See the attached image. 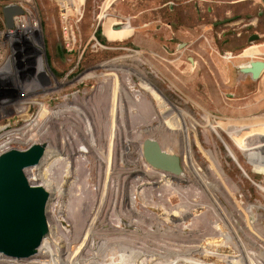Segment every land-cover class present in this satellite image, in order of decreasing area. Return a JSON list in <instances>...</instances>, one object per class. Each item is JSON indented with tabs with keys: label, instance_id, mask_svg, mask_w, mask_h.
<instances>
[{
	"label": "rangeland",
	"instance_id": "rangeland-1",
	"mask_svg": "<svg viewBox=\"0 0 264 264\" xmlns=\"http://www.w3.org/2000/svg\"><path fill=\"white\" fill-rule=\"evenodd\" d=\"M169 1L177 4L0 0V126H5L0 135L36 119L41 111L37 103L54 110H62L65 103L67 108L43 120L35 134L12 142L25 148L37 140L50 141L49 149L56 151L31 171L42 172L47 180L34 181L46 188L48 180L54 181L48 210L58 208L62 226L71 234L64 240L49 215L57 264H264V72L253 79L239 69L251 60H264V0ZM64 2L71 4L69 22L76 38L70 49ZM11 3L23 5V16L40 27L9 36L18 32L16 23L11 29L6 26L4 7ZM225 19L229 21L213 24ZM116 21L125 24L116 29ZM254 35L258 37L251 39ZM13 49L17 57L7 62ZM24 53L30 62L23 60ZM104 63L113 65L98 67ZM94 70L96 74L87 75ZM129 74L132 89L145 96L141 101L125 95ZM142 81L185 112L189 146L200 169L199 176L189 172L183 160L182 172L189 180H175L177 186L166 194L164 187L152 183L141 186L152 180L134 162L138 144L151 136L166 150L182 154L181 134L159 127L157 100ZM118 99L122 103L117 109ZM80 120L92 121L90 134ZM80 146L87 149L78 153ZM62 157L68 158L69 169ZM99 204L107 212L94 219ZM185 210L190 213L182 215ZM176 211L181 212L176 219L168 217ZM111 222L120 230L112 229ZM86 234L95 239L93 245ZM82 241L90 250L79 255L76 246ZM51 256L44 250L38 258ZM0 259L34 264L36 257L14 260L0 253Z\"/></svg>",
	"mask_w": 264,
	"mask_h": 264
},
{
	"label": "water",
	"instance_id": "water-1",
	"mask_svg": "<svg viewBox=\"0 0 264 264\" xmlns=\"http://www.w3.org/2000/svg\"><path fill=\"white\" fill-rule=\"evenodd\" d=\"M24 12L20 4H7V28H13L15 16ZM239 69L258 79L264 72V60H251ZM50 146V141L37 140L25 148L12 146L0 153V253L5 256L32 258L50 235L48 207L52 193L28 175V169L40 165ZM142 152L146 162L158 170L174 175L183 171L182 154L166 150L157 138L145 137Z\"/></svg>",
	"mask_w": 264,
	"mask_h": 264
},
{
	"label": "bare ground",
	"instance_id": "bare-ground-1",
	"mask_svg": "<svg viewBox=\"0 0 264 264\" xmlns=\"http://www.w3.org/2000/svg\"><path fill=\"white\" fill-rule=\"evenodd\" d=\"M80 4V2H79V0H78V5ZM77 5V6H78ZM81 10H79V12H80ZM67 13H69V10H67ZM40 27V23L38 22V21H34L33 23L32 22H30L29 21V18L28 17H25V16H23V17H21L20 19H18V25H17V29H18V32L15 34V33H13V32H11V33H8V35L9 36H15V35H18V34H23V33H26V32H30V30H32V29H37V28H39ZM67 27H68V34H69V36H70V40H71V43L72 44H74L75 43V34H74V31H73V27L71 26V24H70V22L69 21H67ZM191 32V31H190ZM192 33V32H191ZM196 33V32H195ZM194 33V34H195ZM193 35V34H192ZM194 36V35H193ZM191 38V37H190ZM212 38V37H211ZM203 40V39H202ZM16 42V41H15ZM202 44H203V42H201ZM208 43V42H207ZM217 49V48H216ZM210 50V49H209ZM38 57H40V56H38ZM230 57V56H229ZM264 58V57H263ZM7 62H13V60L10 58V59H8L7 60ZM113 65V63H107V64H100L98 67H101V66H103V67H111ZM6 70H7V68H6ZM5 70V71H6ZM140 73L141 74H143V71L140 69ZM40 74H41V72H40ZM93 74H96L95 73V70L93 71V72H90V73H88L87 75H93ZM113 74V73H112ZM102 75V74H101ZM116 77L118 76V75H115ZM145 75L143 74V77H144ZM222 76V75H221ZM114 78V77H113ZM45 79V78H44ZM44 81V80H43ZM46 82V81H45ZM101 82V81H100ZM104 82H106V81H102V83L101 84H99L100 86L104 83ZM115 81L113 80V85L115 84L114 83ZM117 82H118V80H117ZM147 82V81H146ZM145 81H142L141 82V86L143 87V89L144 90H149V92H151V95H153V97H155L156 98V100H157V107L159 108V109H157V111H155V116L158 118V120H159V122H158V124H159V127L161 128V129H163V130H168V128H170L171 129V131H173V132H175V131H177V133L179 134H181V139L179 140L180 141V144H181V146H182V154H183V160H184V162H185V164L188 166V171L189 172H192L193 174H195V175H197V176H199V167H197L196 166V163H195V161H194V159H193V157H192V151H191V149H190V146H189V144H190V136H189V130H188V128L186 127L185 128V124H184V122L183 121H185L184 120V115H185V112L184 111H182V110H180V109H178L177 107H175L174 105H172V104H170V103H168L166 100H164L163 98H162V96L159 94V93H157V91H155L150 85H148L147 83H146ZM119 84V83H118ZM126 85H128V87H127V89H125V95H127V97H128V99H133L134 101H141L140 99H142V97L144 98L145 96H144V94L141 92V91H138V90H135L134 88L132 89V85H133V83H132V79H131V77H130V74L128 75V77H127V79H126V83H125ZM112 86V85H111ZM102 87V86H101ZM112 87H116V86H112ZM121 87V86H120ZM119 87V88H120ZM129 88H131V90L129 89ZM115 91V90H114ZM146 92V91H145ZM135 96H134V95ZM133 95V96H132ZM112 96V95H111ZM140 96H142L141 98H139ZM78 97V96H77ZM120 97V96H119ZM135 97V98H134ZM115 98V97H114ZM120 99V98H119ZM118 99V100H119ZM122 101V99L121 100H119V101H117L118 103H117V109H118V106H121V102ZM133 101V102H134ZM144 102V101H143ZM134 103H136V102H134ZM133 103V104H134ZM38 105H39V107H40V110L41 111H39V115L36 117V119H34V120H32V121H27V123L23 126V127H21V128H19V129H16V130H13V131H9V132H6V133H4V136H6V138H4L2 141H0V146H2V147H7L8 146V144L10 143V142H13V141H15V140H22V139H24V138H27L28 137V135H29V132H32L33 130H37V128H38V126L41 124V122L43 121V120H48V119H50V118H54V117H56V115H57V113H58V111H63V113L65 112V111H67V110H65V109H67L66 107H65V103L63 104V109L65 110H54V109H52V108H50L48 105H46L45 103H37ZM133 106L134 105H132V108H133ZM136 106H137V104H136ZM138 107V106H137ZM76 108H78V107H76ZM134 108H135V106H134ZM136 109V108H135ZM26 109H25V107H18V110L17 111H20V112H24ZM112 110H113V108H112ZM120 110H121V108H120ZM131 110V109H130ZM156 110V109H155ZM122 111V110H121ZM121 113V112H120ZM119 113V114H120ZM46 114H48V115H46ZM173 114V115H172ZM170 115V117H168ZM172 115V116H171ZM86 116V115H85ZM121 117H122V115H120ZM173 116H177V119H175V117H173ZM120 117V118H121ZM155 117V118H156ZM189 117V116H188ZM123 118V117H122ZM139 118V117H138ZM208 118V117H207ZM77 119H79V118H77ZM83 119H84V117H83ZM206 119V118H205ZM85 120V119H84ZM80 121H82L84 124L85 123H87V122H84L83 120H80ZM121 121H123V119L121 120ZM142 122V121H141ZM151 122V121H150ZM188 122V121H187ZM206 122H207V124H208V119L206 120ZM122 124V123H121ZM191 124V123H190ZM196 124V123H195ZM206 124V125H207ZM150 125V124H149ZM91 126V127H90ZM155 126V125H154ZM40 127V126H39ZM42 127V126H41ZM85 131H86V133L87 134H90V129L89 128H91V129H94L93 128V124H92V121H89L88 122V124H85ZM158 127V126H157ZM207 127H210V125L209 126H207ZM2 128V127H1ZM113 128H114V126H113ZM41 129V128H40ZM118 129V128H117ZM169 129V130H170ZM155 130V129H154ZM212 130V129H211ZM42 131V130H41ZM34 132V131H33ZM33 132H32V134H33ZM140 132V131H139ZM27 133H28V135H27ZM176 133V132H175ZM31 134V133H30ZM34 134H35V132H34ZM38 134V133H37ZM42 134H44L43 132H42ZM167 134V133H166ZM39 135H40V133H39ZM152 135V134H151ZM35 136H37V135H34L33 137L36 139V137ZM31 137V136H30ZM151 137V136H150ZM64 139L62 140V142L64 143V142H66V137H63ZM168 138V137H167ZM34 139V140H35ZM90 139H92V137L90 138ZM176 141V140H175ZM93 142V139L91 140V143ZM142 143H143V138H140V140H139V144H138V149H139V151H137V157H136V160L134 161V162H137V165L136 166H138L139 167V169H140V171L145 175V176H149L150 178H151V180L152 181H149V183L148 182H143V183H141V186H143V185H147V184H153V185H155V186H157L158 188H161V187H164V189L163 188H161V190L163 191L162 193L163 194H166L167 192H166V190H172L173 188H174V185L176 184V183H178L179 182V180L180 179H183V180H189V176L188 175H184L183 174V172L182 173H180V176L178 177V176H176V175H174V174H172V173H166V172H164V171H161V170H156V168H154V167H152L150 164H148L147 162H146V160L144 159V156H143V152H142ZM91 145V144H90ZM164 146V145H163ZM51 147V146H50ZM49 147V148H50ZM87 149V147H78L77 148V151H78V153L79 152H81L82 151V149ZM168 148V147H167ZM50 150V149H49ZM47 151V153H46V155H45V157H44V159H43V161H42V163H44V161H46L49 157L50 158H53L55 155H56V151L55 150H52V148H51V150L50 151ZM170 150V152H171V149H169ZM207 153V155H208V157L211 159V161H212V164L213 165H215L216 166V168L217 167H220V165H219V163H216L213 159H212V157L208 154V152H206ZM105 154H106V152H105ZM105 154H103L102 155V158L104 159V158H106V155ZM83 154H80V156L79 157H77L79 160H81V156H82ZM62 159L64 160V166H65V164L67 165L66 167L69 169V166H68V164H70L69 163V161L67 160L68 158L67 157H62ZM106 159H108V157L106 158ZM105 160V159H104ZM103 160V161H104ZM107 161V160H106ZM53 162V161H52ZM83 162V161H82ZM106 163V162H105ZM36 168V167H35ZM37 168H38V166H37ZM222 169V168H221ZM32 170V168H30V169H28V175L30 176V178H31V180H33V182H38L39 180H47L44 176H43V174H42V172L41 171H39V172H36V171H34V172H32L31 171ZM63 170V169H62ZM139 171V170H138ZM69 173V172H68ZM64 174V173H63ZM62 174V175H63ZM179 175V174H178ZM52 177H53V174H52ZM37 180L38 179V181H34V180ZM62 179V178H61ZM57 180V179H56ZM177 181L178 180V182H174V181ZM60 181V180H59ZM63 181V180H62ZM48 189L51 191V193L53 194V183H54V181L52 180V183L50 182V180H48ZM63 183V182H62ZM43 184H45V183H43ZM47 184V183H46ZM101 184V183H100ZM106 184V183H105ZM108 185H109V183H107ZM106 184V185H107ZM151 184V185H152ZM159 184V185H158ZM102 185H104V184H102ZM112 188H113V186L114 185H110ZM161 186V187H160ZM176 186H177V184H176ZM210 186V185H209ZM105 187V186H104ZM115 187V186H114ZM179 187V186H178ZM205 187V186H204ZM98 188V187H97ZM99 188H100V186H99ZM103 188V187H102ZM145 188H148L147 186H145ZM150 188V187H149ZM156 188V187H155ZM181 188V187H180ZM197 188V187H196ZM144 189V188H143ZM100 190V189H99ZM102 190V189H101ZM104 190V189H103ZM113 191H116V190H114V189H112ZM177 190H178V188H177ZM112 191V192H113ZM174 192V191H173ZM177 192V191H176ZM181 192V191H180ZM143 194V193H142ZM212 194V193H211ZM210 194V195H211ZM215 194V193H214ZM59 194H57V196H58ZM131 195L134 197V194L133 193H131ZM131 196V197H132ZM161 196V195H160ZM132 197V200L134 201V198ZM57 198V197H56ZM55 200H57V199H55ZM152 201V200H151ZM56 201H54V203H55ZM97 202H98V200H97ZM209 202V201H208ZM216 202H217V200H216ZM205 203H207V202H205ZM211 203V202H210ZM58 205V204H57ZM98 206V207H97ZM143 206H145V207H147V202L145 203V205H143ZM198 206V205H197ZM210 206V205H209ZM211 206H213V205H211ZM54 207H56V205L54 206ZM103 207H104V205L102 206V208H101V204H99V205H96L95 206V209L93 210V212H92V217L94 218V219H96V217H97V214H101L102 215V213L103 212H107V210H106V207H104V209H103ZM187 207V206H186ZM55 209V208H54ZM188 209V208H187ZM58 210V208H56L54 211H49L48 210V215H50V217H51V219H53V221L56 223L55 224V226H56V228H57V230H62L63 232H64V234H65V239L64 240H68V239H66V236H67V238H69L70 237V232L69 231H67L63 226H62V221L61 220H64V218L62 217L61 218V216H60V214H58L56 211ZM101 210V211H100ZM105 210V211H104ZM183 210V209H182ZM56 212V213H55ZM180 212V211H179ZM179 212H170V213H168V217H170V218H175V217H177V214H178V216H179ZM190 213V211H183L182 212V215H185V214H189ZM180 214H181V212H180ZM107 215V214H106ZM72 216V215H71ZM167 216V215H166ZM109 217H110V215H109ZM67 218V217H66ZM68 219V218H67ZM109 219V218H108ZM176 219V218H175ZM174 219V220H175ZM182 219V218H181ZM67 221V220H66ZM94 221V220H93ZM111 221H113V220H111ZM71 222V221H70ZM91 223V222H90ZM95 223V222H94ZM191 224V223H190ZM96 224H93V227L95 226ZM192 225V224H191ZM195 225V224H194ZM109 226V225H108ZM111 226L113 227L112 229H116V230H120L119 228H120V225L119 224H115V223H112L111 222ZM184 226H186L185 224H184ZM188 226V225H187ZM50 230H53V229H55V227L54 226H52V224L50 225ZM92 227V226H91ZM90 227V228H91ZM73 228V227H72ZM91 230V229H90ZM61 231V232H62ZM103 231V230H102ZM92 232V231H91ZM54 233H52L51 231H50V235L44 240V242H43V244H42V246H41V248L39 249V252H38V254L36 255V256H34V257H36V260H34V261H32L31 263H34V264H57V262H58V258L56 257V255L57 254H54L52 251H55L54 250V248L55 247H52V246H50V245H52V244H56V243H54V240H52V238H53V235ZM95 234V233H94ZM110 234V233H109ZM113 234V233H112ZM111 235V234H110ZM86 237H88V238H90L91 237V239H90V241H88V242H91V244H90V246L91 245H93L94 243V241H95V239H92V236H90V234H86L85 235ZM55 237V236H54ZM73 237H71V239H72ZM84 238V237H83ZM253 240V239H252ZM53 241V243L51 244L50 242H52ZM71 242V241H70ZM88 242H86L85 244H84V241H82V243H77V245L78 246H76V248L77 249H81V253L80 252H78V254L79 255H82V254H86V253H88L89 252V250L90 249H88L87 250V248H86V246H87V243ZM65 244V243H64ZM53 245V246H54ZM58 246H59V244H58ZM67 247H69V246H67ZM66 247V248H67ZM58 248V247H57ZM75 248V249H76ZM90 248V247H89ZM44 250H46V253L48 254V256H51L52 258L50 259V260H43V259H39L38 257H39V254L40 253H42V252H44ZM68 250V249H67ZM77 252V251H76ZM49 253H50V255H49ZM77 254V253H76ZM78 254H77V256H78ZM2 255V254H1ZM60 255V254H59ZM42 256V255H41ZM58 256V255H57ZM8 257V256H7ZM66 257H68V258H71L72 259V257H73V255H71V253L70 252H67V256ZM11 259V258H10ZM10 259H0V262H1V264H12V263H16L15 261H11ZM62 259V258H61ZM71 259H70V261H71ZM14 260H15V258H14ZM27 261V260H26ZM61 261V260H60ZM17 262H23L22 260H19V261H17ZM68 263V262H67ZM254 263V262H253ZM27 264V263H26Z\"/></svg>",
	"mask_w": 264,
	"mask_h": 264
},
{
	"label": "built area",
	"instance_id": "built-area-1",
	"mask_svg": "<svg viewBox=\"0 0 264 264\" xmlns=\"http://www.w3.org/2000/svg\"><path fill=\"white\" fill-rule=\"evenodd\" d=\"M19 4V3H18ZM76 4L77 3H75L74 1H73V5L74 6H76ZM21 5V4H20ZM69 5V6H68ZM71 4H68L67 2H64L63 3V6H64V10H63V13H62V17H63V19L65 20V22H66V26H65V35H66V37L69 39V42L67 43V47H68V49H70V47H71V40H70V36H69V32H68V27H67V21H69L70 20V15H71V11H72V7L70 6ZM23 8H24V6L23 5H21ZM73 6V7H74ZM25 9V8H24ZM67 10H69V13H67ZM78 12H79V10H78ZM81 14V13H80ZM21 17H23V14H20V15H16L15 16V23L18 25V19H20ZM71 24V23H70ZM16 45H17V43H18V40L16 41V42H14ZM73 45V44H72ZM11 52H12V55H11V57H9V58H11L12 60H14V59H16V55L18 54L17 53V51H16V49H13V50H11ZM27 52V51H26ZM23 60H26V61H28V62H30V60H31V57L29 56V55H26L25 53H24V59ZM22 60V61H23ZM21 61V66H22V70L24 69V66H26L25 65V62H22ZM1 72V71H0ZM33 78V77H32ZM1 113V112H0ZM2 116V115H1ZM1 118V117H0ZM2 127V128H1ZM5 126H3V125H1L0 126V132L2 131V129L4 128ZM4 138H6V136H4V133H2L1 135H0V141H2ZM13 145H12V142H10L9 144H8V146L7 147H2V146H0V153L2 152V151H4V150H6L7 148H10V147H12Z\"/></svg>",
	"mask_w": 264,
	"mask_h": 264
},
{
	"label": "crops",
	"instance_id": "crops-1",
	"mask_svg": "<svg viewBox=\"0 0 264 264\" xmlns=\"http://www.w3.org/2000/svg\"><path fill=\"white\" fill-rule=\"evenodd\" d=\"M163 1V0H162ZM164 3L166 2V4H165V6L166 5H171L170 3H174V4H177V3H175L174 1H169V0H164L163 1ZM229 21V19H225V20H223V21H215V22H213V24L214 25H220L221 23H226V22H228ZM116 22H118V21H116ZM128 24H129V26H131L130 25V21L129 22H127ZM117 25H116V29H121L122 27H123V25L125 24V23H121V22H118V23H116ZM132 30H133V27L131 26V35H130V37L132 36V34H133V32H132ZM173 32V31H172ZM174 34H175V32H174ZM258 37V36H257ZM256 37V38H257ZM251 39H254V38H251ZM261 77V76H260Z\"/></svg>",
	"mask_w": 264,
	"mask_h": 264
},
{
	"label": "flooded vegetation",
	"instance_id": "flooded-vegetation-1",
	"mask_svg": "<svg viewBox=\"0 0 264 264\" xmlns=\"http://www.w3.org/2000/svg\"><path fill=\"white\" fill-rule=\"evenodd\" d=\"M164 1V0H163ZM166 4V2L164 3V5ZM170 4H174L173 2L172 3H170ZM170 8H171V10L173 9V7L172 6H170Z\"/></svg>",
	"mask_w": 264,
	"mask_h": 264
}]
</instances>
